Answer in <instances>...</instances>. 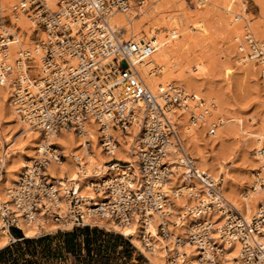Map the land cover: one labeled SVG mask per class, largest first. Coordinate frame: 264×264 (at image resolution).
<instances>
[{"label":"built area","instance_id":"built-area-1","mask_svg":"<svg viewBox=\"0 0 264 264\" xmlns=\"http://www.w3.org/2000/svg\"><path fill=\"white\" fill-rule=\"evenodd\" d=\"M134 2L141 5L144 1ZM55 6L49 8L47 0H16L13 9L41 28L44 38L30 49L19 46L12 62L0 61V85L8 82L11 87L16 113L47 140L43 152L37 153L8 189V201L1 205L3 225L20 229L19 217L32 221L41 213L58 223L56 231H68L101 226L85 221L84 215L108 217L119 225L136 224L140 244L149 251L157 237L172 243V248L163 246L166 264H190L186 252L180 250L184 242L199 249L198 264H220L219 256L233 242L239 245L233 264H264V207L259 206L246 220L226 203L220 180L213 182L210 175L196 169L180 142L176 120L167 114L171 107L189 110L181 85L170 82L154 94L138 75L130 55L144 58L154 49L153 44L124 39V28L111 22L114 13L129 11V0H56ZM2 17L0 60L7 56L9 45L17 42L14 33L5 30L10 20ZM243 39L249 40V51L256 50L264 59L260 39L246 35ZM140 102L144 105L142 114ZM86 117L98 124L107 154L112 136L103 132L104 127L110 124L127 131L133 124L139 125L138 171H133L130 162L110 158L105 162L108 174L84 182L95 196L77 192L74 182L67 188L60 184L56 190L45 172L48 162L65 158L58 144L48 139L62 129L80 133ZM196 118L190 115L191 121ZM207 133L212 135L214 128ZM258 155L264 167V145ZM71 159L82 166L77 157ZM115 161L124 165L119 168ZM3 172L0 166V177ZM176 172L205 189L193 190L185 183L169 188L167 180ZM182 195L188 199L183 212L170 211L174 199ZM59 202L66 205L65 210ZM216 207L229 213L219 226L207 217ZM154 214L155 235L147 229ZM185 214L193 216L188 229L183 235L173 233L169 225L176 226Z\"/></svg>","mask_w":264,"mask_h":264},{"label":"bare ground","instance_id":"bare-ground-1","mask_svg":"<svg viewBox=\"0 0 264 264\" xmlns=\"http://www.w3.org/2000/svg\"><path fill=\"white\" fill-rule=\"evenodd\" d=\"M15 1L16 0H0V18L2 16L8 17V19L10 20V25H6L5 30L14 33L15 39L17 41L9 45L7 56L5 58H2L0 61L7 60L8 62H12L15 59L14 56L17 54L19 46L22 48L30 49L37 40L44 38V31L41 30V28L37 27L33 22H31L24 13L20 12L19 10L15 11L13 9ZM131 1H133V3H131ZM143 1L144 2L141 5H137L134 0H129V11L124 13L116 12L111 17L112 24L114 23L116 26L124 28V39H131L137 42L144 40L146 42H150L154 46L152 52L144 58H138L134 55H130L131 61H133L138 75L142 78L143 82L150 88V90L154 94L159 93L160 88H163V86H165L167 83L173 81L179 82L178 85H181V87L183 88L182 93L187 95L186 101L188 103L187 107L189 108V110L184 111L179 108L171 107L169 108L167 114L172 120H176L178 125L177 131L178 129L180 131V133L178 131V136L180 137L179 134H181L180 142L185 150H187L186 147L189 148L191 147V145L194 146L198 144L197 136L198 134H200V132L205 130L204 128L208 124L211 125V127L209 126V128H214V133L212 134V136L214 137L213 141H215L216 138L220 135L218 133L222 130L219 129L220 131H216V124H214L213 118L216 117V115H220L223 118L217 117V119L222 124H228L230 123V121H235V118L225 117L227 115H225L224 110L221 109L216 97L210 92L206 93L203 84L199 82L200 76L204 71L207 70L206 66L208 67L206 63L208 64L209 60H207V57H203L206 56V53L204 55H195L194 57H192L193 61H190L188 58H186V60L188 59V61L183 63L182 60L180 61V59L174 57V51L175 53L177 52L176 46L179 45L180 41L178 42V44L176 42L177 40H179V37L182 35V33H184L186 29L190 30L187 31L188 39L195 38V35H198L199 33L205 35H207L206 33H210L209 30L211 27L207 25L206 22L208 20H211L212 24H208H210L211 26L215 24L216 26L219 25V27L223 30L222 32H226L231 36V39L234 40L233 42H235L238 50L237 51L234 48V51L238 53V56L236 58L237 61L241 62L243 66L249 65L248 62H253L254 66H257L259 68L262 78H264V59L258 57L256 50L251 49L249 51L247 49V46L248 43L250 44V42L247 39H243V35H246L247 38L250 36L256 38L253 30H257V26L252 25L251 27L249 21L246 18L247 16H249V13L247 12L246 1L196 0L200 7L204 6V10L196 11L194 13H187L186 11L174 12L173 9L167 10V5H164L166 8L155 6L153 3L156 0H149L148 2H146V0ZM253 1L256 5H260L261 3L260 0ZM47 2L49 8L51 7L52 10L56 8V0H47ZM185 2L186 0H181V5ZM235 5H238L239 7L235 8ZM177 6H175V9ZM262 13L264 16V6H262ZM213 22L215 24H213ZM187 23L190 24L186 25ZM208 26L210 27L209 30H207ZM37 28L38 30H36ZM33 32H36L35 38L31 39L30 37ZM262 33L263 34L261 35L263 36L264 32ZM194 41L196 42L195 39H193L192 42L196 44ZM29 42L33 43H31L30 45ZM200 45L202 46V44H199V46ZM259 45L264 48V38L259 41ZM196 46L198 45H194V47ZM180 47H184V45H181ZM263 48L262 50H264ZM184 49L182 48V50ZM176 55L178 57V54ZM205 59L207 62H205ZM189 62L193 63L192 65L195 68V71L191 72L192 70L190 68L191 66ZM230 72L231 71L229 69L226 70L227 77L229 76ZM7 83L5 85H0V105H3V107L6 108L11 116L19 123L21 131L24 132L23 134H25V136L21 138L25 140L20 142L21 139L16 136H13L10 140L7 139L8 149H3L0 154V166L4 168V172L0 177L1 220V205L8 201V189L15 185V182L17 181V179H19L20 174L25 170L27 166L30 165L32 160L37 157V153L43 152V146L47 142V140L43 138V134L37 129V127L29 125L27 122L23 121L22 118L16 113L15 107L11 102L12 89L7 85ZM201 94L202 97H204L206 100L203 99V101L201 99ZM139 105H141L139 114H142L144 113V105L141 102L139 103ZM189 113L190 115L192 114L197 118L191 121ZM247 118L248 121L252 120L251 116ZM237 119L241 121L240 118L237 117ZM260 122V125L256 126L255 128L252 127L253 129L251 128V130H249L248 128L243 129L242 126L235 127L238 128V130H235V128L233 129L236 134L239 133L238 135L242 136V138L244 136L250 141L251 146H249L248 144L247 147L251 148L253 145V147L251 149H248V151L255 149V153H253L250 157L251 168L249 169L247 175L248 183H251L252 181V189L248 188V190L244 189L242 191L246 183L242 184L241 186L235 187L231 183H229L227 179L222 182V185L220 183V190L225 198L226 203L231 206L233 210H236L238 213H240L246 220H249L256 214L259 206L264 207V186L260 185L264 184V167L262 166L261 158L258 155V151H260V149L264 145V120ZM103 132L106 135L112 136V140L110 141L111 149L109 151V154H107L102 148L100 142L101 131L98 128V124L91 117H86L82 121L80 133H76L72 129H62L54 137L48 139L53 144H58V147L65 155V158L62 161L55 162L54 160H52L48 162L46 166L45 172L48 179H50L53 183L54 189H59L60 184L64 186L62 188H67L70 183L74 182V185L77 188V192H81L87 196H95L94 193L90 190L91 188L84 185V182H87L89 179H93L94 176L98 178L104 176L105 174H108V167L105 162L112 157L120 161L130 162L133 171L135 173L138 171L136 159L137 155L134 154H138L139 144L138 150L132 151L131 155L126 152L125 148H122L116 144L119 141L122 142L126 140V133L112 127L110 124L104 127ZM137 132L139 133L138 124H133L127 130V133H130L131 135H134V133ZM216 133L218 134V136ZM87 141H89L90 148ZM196 146L195 148H197ZM172 147L174 148H171L172 150H176L174 146ZM193 149H190L192 153ZM35 151L36 156L32 158L31 155ZM199 151L200 150H198V152L196 151L197 154H195L194 156L198 160L199 167H203L205 170H208L207 172H210V175L212 176L211 180L215 182L217 180L215 176L219 173H222L224 167H222V164L219 161L217 162L218 159L216 158L214 159L216 162H214L213 164L210 162H206V159L203 156L202 152ZM24 153H27V156L31 157L32 159L29 161H25V158L23 156ZM74 156L77 157V159H80L79 161L82 163V166H78L72 161L71 157ZM220 159L221 157L219 158V160ZM114 163H116L119 168L121 165H124L117 161H115ZM195 167L199 172L203 171L204 173L208 174L205 170H203V168H201L202 170L198 168L196 164ZM179 170L181 169L179 168ZM250 170H256V173L259 176L254 175V173H252ZM223 174H225V176L227 177L229 175L227 170H225ZM50 177L56 178L55 181H53V178ZM183 183H185V186H192L191 188L193 190L200 189L203 192V190L205 189L196 180L185 181L180 172H176L170 175L166 185H168L169 188H174L178 185H183ZM187 201L188 199L183 195L177 197L176 199H174V203L171 206L170 211H182ZM58 205L62 206L63 210L66 209L65 204L59 202ZM228 214L229 213L224 208L216 207L214 210L207 213V217L215 220L216 225L219 226L223 222H225ZM16 216H20V214H17ZM173 216L174 214H172V217ZM155 218L156 214L153 215L150 226H147V229H149L154 235L156 232ZM84 220L104 224L107 227L118 230L119 232L123 233L124 236H129V239L131 242H133V245H136L137 247H135L138 249L140 248L139 250L141 251V253L148 259L151 264H166L167 253H165V250L162 249L165 244H168L169 248H172V243H169L166 240H161L159 237H157V239L152 242L153 247L149 251L141 246L140 239L137 237V225L134 223H131L129 225H119L108 217L89 218L85 215ZM192 220V215L185 214L183 215V218L178 220L176 226H172L170 224L169 227L173 233L183 235L186 229H188ZM51 221L52 220L49 216H41V213H38L36 219L32 221H25L24 219L19 217L17 224L20 229L22 228L24 235L30 237L34 236L39 231L40 227L48 224L50 225ZM53 224L55 225V227H57L58 225L57 222H54ZM64 225L67 228L70 227L69 223H64ZM176 227L178 229L183 228V231L176 232ZM8 230V227H5V225H3V221H0V247L5 245L7 239L11 237V234ZM12 240H15V238H12ZM162 242H165V244L162 245ZM184 243L185 244H183V247L180 248V250L182 249L184 250V252H186L185 257L187 261L190 264H198V260H200L197 258V256L200 254L199 249L187 244V242ZM238 247V243L233 242L229 247L225 248L223 253L219 256L220 264H233L234 258L238 252ZM163 251L165 254L163 253Z\"/></svg>","mask_w":264,"mask_h":264},{"label":"rangeland","instance_id":"rangeland-1","mask_svg":"<svg viewBox=\"0 0 264 264\" xmlns=\"http://www.w3.org/2000/svg\"><path fill=\"white\" fill-rule=\"evenodd\" d=\"M148 1L149 0H146V2ZM245 1L247 5V12L249 13V16L246 18L251 27L252 25L257 26V30H253V33L257 39L262 40V38H264V35H261L263 34L262 32H264V16L262 13L264 0H260V5H256L253 0ZM131 3H133V1H131ZM153 4L159 7H165L164 5H167V8H165L167 10L173 9L174 12L186 11L187 13H194L196 11L204 10V6L200 7L196 0H186V2L183 3L185 5H181V0H156ZM175 6L179 8L176 7V10ZM234 7L238 8L239 6L235 5ZM5 19H8V17L5 16ZM208 23L212 24V21L208 20L206 22V24L211 27L210 28L208 26L207 28V30L210 28V33H206L208 35L207 36L200 33L199 35L196 32L198 35H195V38H193L196 40V42L194 41L196 44L192 42L193 39L187 38V31L190 30L186 29L176 42L178 44L180 41L179 45H184V47L177 45V52L175 53L174 51V57L180 59V61L182 60L184 63L187 62L188 59L193 61L192 57L195 55H204L206 53V56L203 57H207V60H209L208 64L206 63L209 68L206 66L207 70L205 69L206 71L202 73L199 82L203 84L206 93L210 92L216 97L221 109H223L225 115H227L224 116L228 118L234 117L235 121H230L228 124H222L217 119V117L221 116L216 115V117L213 118L214 120L212 119L214 124H216L215 129L216 131L222 130L219 133L217 132L220 134L219 136L216 133L218 136L216 140L213 141L214 137L211 133H207L209 132V129H211L209 128L211 125L208 124L204 128L205 130L198 134L197 146L191 145V147L186 148L191 156H193L195 164L198 168H200L198 160L194 157L198 150H200L199 152H202L206 162L213 164L216 162L214 159H218L217 162L219 161L224 168L222 173L216 175L215 178L220 180L221 185L222 182L227 179L228 182L235 187L246 183L242 191L244 189L248 190V188L252 189V181L251 183H248L247 175L249 169L251 168L250 157L253 153H255V149L248 151V149H251L253 145L251 148L247 147L248 144L251 146L250 141L244 136L242 138V136L238 135L239 133L236 134L233 129L235 127L242 126L243 129L248 128L251 130L252 127L255 128L260 125V121L264 120V78H262L259 68L254 66L253 62H248L249 65L243 66L241 62L237 61L236 58L238 53L234 51V48L237 50V46L229 34L222 32L223 30L219 27V25L216 26L214 22L213 24L215 25L212 26ZM6 24L8 25V22ZM189 24L190 23H187L186 25ZM35 34L36 32H33L30 38L34 39ZM200 38H203L204 40ZM29 43L31 45L33 42ZM199 44H202V46L200 45V47ZM194 45L198 46L194 47ZM182 48L185 49L182 50ZM180 51L182 55L180 54ZM176 54H178V57ZM186 58L188 59L186 60ZM205 62H207L206 59ZM192 64L193 63L191 62V72L195 71ZM228 69L231 72L227 77L226 70ZM173 82L179 84L177 81ZM200 97L202 100H206L202 97V94ZM249 116L252 117L251 121H248L247 117ZM237 117L240 118L241 121H239ZM235 130H238V128H235ZM20 131L21 128L19 123L11 116L3 105H0V154L3 149H8L7 139L10 140L13 136H16L21 139L20 142L25 140L21 138L25 136V134H23L24 132ZM123 132L127 134L126 140L122 142L119 141L116 144L125 148L126 152L132 155V151L138 150L139 133H134L132 136L130 133L128 134L127 131ZM179 135L181 137V134ZM195 146L197 148H195ZM190 149H193V153ZM23 156L25 161H29L36 156V151L31 155L32 158L28 157L27 153H24ZM220 157L222 162L219 160ZM203 170L205 169L203 168ZM225 170H227L229 174L228 177L223 174ZM205 171L207 172L208 170ZM250 171L254 173V175L259 176L257 175L256 170ZM207 173L210 175V172ZM0 221H2L1 216ZM53 223L54 222L51 221L50 225H42L43 227H40L39 231L34 236H30V238L35 239L32 243H21L19 247H15L14 245L18 241L12 240V237H9L6 244L1 246L0 249L11 245L12 250L0 256V264H151L141 251L131 244L123 233L112 229L111 227H107L104 224L98 223L101 226L95 227V230L76 229L73 231H56ZM175 230L176 232H182L183 228L178 229L176 227ZM9 231L11 232L10 228ZM68 233L71 235L68 236ZM22 235L27 237L23 233ZM161 244L163 245L165 242H162Z\"/></svg>","mask_w":264,"mask_h":264},{"label":"trees","instance_id":"trees-1","mask_svg":"<svg viewBox=\"0 0 264 264\" xmlns=\"http://www.w3.org/2000/svg\"><path fill=\"white\" fill-rule=\"evenodd\" d=\"M76 229H84V230H95L96 228L95 227H89V226H84V227H81V228H74L70 231H73V230H76ZM11 232H12V235L15 237V240L18 241L14 246L15 247H19L21 243H24V244H28V243H32L35 241V239L33 238H30V237H24L22 235V231L18 228H15V227H11L10 228ZM69 231V230H68ZM68 236L71 235L70 233L67 234ZM12 250V246L9 245V246H5L3 248L0 249V256H2L3 254L5 253H8Z\"/></svg>","mask_w":264,"mask_h":264},{"label":"crops","instance_id":"crops-1","mask_svg":"<svg viewBox=\"0 0 264 264\" xmlns=\"http://www.w3.org/2000/svg\"><path fill=\"white\" fill-rule=\"evenodd\" d=\"M9 231V230H8ZM21 231H22V233L24 234V232H23V230H22V228H21ZM9 233L11 234V237L12 238H15L13 235H12V233L9 231ZM136 246V245H135ZM137 247V246H136ZM140 249V248H139Z\"/></svg>","mask_w":264,"mask_h":264}]
</instances>
